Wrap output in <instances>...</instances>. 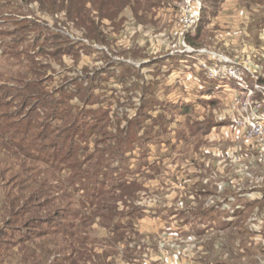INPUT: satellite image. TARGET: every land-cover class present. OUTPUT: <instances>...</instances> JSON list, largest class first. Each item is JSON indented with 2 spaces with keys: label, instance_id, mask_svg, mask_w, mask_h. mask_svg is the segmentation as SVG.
<instances>
[{
  "label": "rangeland",
  "instance_id": "374dc122",
  "mask_svg": "<svg viewBox=\"0 0 264 264\" xmlns=\"http://www.w3.org/2000/svg\"><path fill=\"white\" fill-rule=\"evenodd\" d=\"M249 1L218 0L213 5L201 0L202 20L193 30L207 23L198 45L179 37L180 1L175 8L154 9L156 16L146 22L126 11L119 32L104 22L112 47L61 28L58 18L42 15L37 7L27 15L33 31L28 39L40 31L64 33L50 48L65 49L66 54L48 62L50 69L43 73L52 92L68 87L57 98H69L83 113L109 110L110 117L118 115L121 130L138 118L141 104L149 99L144 118L134 128L148 141L132 152L128 163L133 172L129 179L139 188L136 200L131 204L104 198L99 200L101 211L85 210L95 223L82 228L84 245L77 246L93 257L88 264H103L104 258V264H264V151L239 132V113L232 111L237 102L247 100L242 96L246 93L235 80L210 79L202 66L216 63L208 54L223 57L243 72L249 88H264V4ZM10 40H1L0 47L6 48L3 43ZM185 45L195 52L182 53ZM9 62L26 64L24 57L0 58V74L7 78L20 69H5ZM92 77L89 91L97 98L87 105L70 91ZM135 83L143 86L135 89ZM255 101L264 113V95ZM117 121L111 119L113 133ZM96 145L104 147L91 143L92 152ZM7 181L9 175L6 181L0 178V208L14 186H4ZM70 208L81 209L76 203ZM2 221L0 217V226ZM72 221L77 223L70 220L68 225Z\"/></svg>",
  "mask_w": 264,
  "mask_h": 264
},
{
  "label": "trees",
  "instance_id": "16d2710c",
  "mask_svg": "<svg viewBox=\"0 0 264 264\" xmlns=\"http://www.w3.org/2000/svg\"><path fill=\"white\" fill-rule=\"evenodd\" d=\"M179 1L0 0V20L3 21L0 42L11 39L3 43L6 48L0 47V58L14 60L24 57L26 62L25 65L19 62L6 65L5 69L20 68H17L15 77L0 74V167L3 168L0 178L6 181V175H9L4 186L14 185L12 191L6 192L3 208H0L3 220L0 226V264L93 262V257L83 254L84 251L77 246L84 245L80 236L82 228L95 223V218L84 212L104 209L99 202L104 198L116 203L128 200L134 204L135 190L139 188L129 179L133 172L128 163L132 152L148 141L139 129L134 128L140 124L138 118H144L149 99L141 104L138 118L121 130L118 115L110 117L109 110L79 112L77 106L69 103V98L55 96L68 87L62 86V91L52 92L43 73L50 69L48 62L60 61L66 54L65 49L50 48L58 45L64 33L55 35L40 31L34 40L28 39L33 31L27 15L36 13L33 8L37 7L42 15L58 18L56 24L61 28L80 32L92 44L112 47L104 22H109V28L119 32L127 21L126 11H132L135 18L146 22L149 17L156 16L154 9L175 8ZM208 1L213 5L218 3V0ZM253 2L248 3L264 4V0ZM140 13L144 16H139ZM204 23L188 35L192 45H198L202 35L200 30L207 22L204 20ZM127 57L133 58L131 55ZM39 58L42 61H37ZM90 81L95 79L89 78L88 83L77 84L70 91L73 97L80 96L87 105L97 98L89 91L92 89ZM72 82L71 85L78 81ZM134 85L135 89L143 86L140 83ZM93 111L95 115H92ZM85 115L90 117L89 122L84 120ZM112 118L118 120L116 133L111 130ZM91 143H103L104 147L97 148V144L92 152ZM50 175L54 177L52 181ZM67 196L73 201L65 199ZM72 202L81 209H71ZM70 220L77 223L72 221L68 225ZM11 226H15L14 230Z\"/></svg>",
  "mask_w": 264,
  "mask_h": 264
},
{
  "label": "built area",
  "instance_id": "2783aa9c",
  "mask_svg": "<svg viewBox=\"0 0 264 264\" xmlns=\"http://www.w3.org/2000/svg\"><path fill=\"white\" fill-rule=\"evenodd\" d=\"M177 8L176 28L179 37L186 40L188 35L193 31V28L202 20V3L201 0H181ZM181 52L193 53L195 51L185 45V48ZM200 53L208 54L207 51H200ZM207 57L210 61H216L213 65L202 64L208 71L210 79L235 80L242 86L243 93H246V95L242 96H246L247 100L241 105L237 102L232 109V111L239 113L236 126L239 132L244 134L248 141H251L250 143L256 142L258 146L262 147V151H264V113L261 111L262 104L255 101L259 94L264 95V88L259 85L252 89L249 88L244 81L243 72L238 67L232 65L233 63L227 59L213 54H208ZM224 63L228 65L224 66Z\"/></svg>",
  "mask_w": 264,
  "mask_h": 264
}]
</instances>
